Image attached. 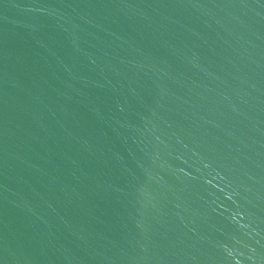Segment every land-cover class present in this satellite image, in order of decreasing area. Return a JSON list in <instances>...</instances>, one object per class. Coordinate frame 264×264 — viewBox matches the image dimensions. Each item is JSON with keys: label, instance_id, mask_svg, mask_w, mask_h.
<instances>
[{"label": "water", "instance_id": "1", "mask_svg": "<svg viewBox=\"0 0 264 264\" xmlns=\"http://www.w3.org/2000/svg\"><path fill=\"white\" fill-rule=\"evenodd\" d=\"M0 264H264V0H0Z\"/></svg>", "mask_w": 264, "mask_h": 264}]
</instances>
